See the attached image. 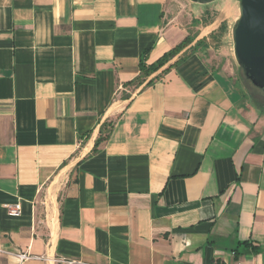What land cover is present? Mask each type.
Segmentation results:
<instances>
[{"label":"crops","instance_id":"1","mask_svg":"<svg viewBox=\"0 0 264 264\" xmlns=\"http://www.w3.org/2000/svg\"><path fill=\"white\" fill-rule=\"evenodd\" d=\"M168 2L0 0V264H264V103L197 35L131 82Z\"/></svg>","mask_w":264,"mask_h":264},{"label":"rangeland","instance_id":"2","mask_svg":"<svg viewBox=\"0 0 264 264\" xmlns=\"http://www.w3.org/2000/svg\"><path fill=\"white\" fill-rule=\"evenodd\" d=\"M167 9L168 18L186 29L188 34L185 37L197 35L200 36L198 40L205 39L206 46L199 47L197 51L202 52L203 58L208 59L209 64L214 68L228 70L237 77L245 94L252 101L264 103V97L250 80L245 79L242 69L234 59L231 27L234 17L239 14L235 0H217L202 5L189 0H169Z\"/></svg>","mask_w":264,"mask_h":264},{"label":"water","instance_id":"3","mask_svg":"<svg viewBox=\"0 0 264 264\" xmlns=\"http://www.w3.org/2000/svg\"><path fill=\"white\" fill-rule=\"evenodd\" d=\"M202 5L217 0H189ZM239 14L231 27L232 51L246 80L264 91V0H235Z\"/></svg>","mask_w":264,"mask_h":264},{"label":"trees","instance_id":"4","mask_svg":"<svg viewBox=\"0 0 264 264\" xmlns=\"http://www.w3.org/2000/svg\"><path fill=\"white\" fill-rule=\"evenodd\" d=\"M194 37L192 36H188L185 37V39H183L180 43H178L177 45H175L172 49L164 52V54H162L160 56V58H158L156 61L150 63V64H146L144 62H140L139 64V68H140V73L139 75L134 78L131 82H141L142 80H144L147 76H149L150 74L160 70V67H162L163 65H165L168 61H170L180 50H182L183 48L189 46V44L194 41ZM206 46V42L205 39L203 40H198L195 42V44L191 47V51L195 52L197 51V49L199 47H203ZM175 63V62H174ZM173 64H170L169 66H167V69H169V67H171ZM150 82V80L148 81ZM101 139V137H99L96 140V144H98L97 142Z\"/></svg>","mask_w":264,"mask_h":264},{"label":"built area","instance_id":"5","mask_svg":"<svg viewBox=\"0 0 264 264\" xmlns=\"http://www.w3.org/2000/svg\"><path fill=\"white\" fill-rule=\"evenodd\" d=\"M4 208L7 210V213L11 216H18L20 214V204L16 203V204H5ZM2 250L0 249V252ZM16 258L18 261H23V260H27L30 258H35L36 256H33L31 254H29L28 252H18L15 254ZM61 262H64L65 264H73L76 263V261L74 260H59Z\"/></svg>","mask_w":264,"mask_h":264}]
</instances>
